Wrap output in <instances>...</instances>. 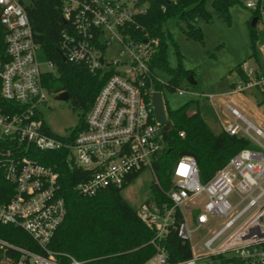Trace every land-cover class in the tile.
<instances>
[{
  "label": "built area",
  "instance_id": "2783aa9c",
  "mask_svg": "<svg viewBox=\"0 0 264 264\" xmlns=\"http://www.w3.org/2000/svg\"><path fill=\"white\" fill-rule=\"evenodd\" d=\"M33 1L0 0V225L23 231L44 254L1 239L0 251L21 254L18 264L24 260L63 264L47 249L65 216L59 194L62 174L56 165L40 164L38 154L61 153L65 164L81 173L75 190L83 197L108 188L122 189L144 170L152 177L148 186L157 185L153 165L166 150L165 131L155 118L151 99L153 93L161 94L156 84L168 88L169 82L162 83L151 66L157 40L137 33L141 27L135 20L145 14V0H51L63 24L58 49L64 62L105 77L83 127L78 129V124L66 137L53 135L39 108L48 96L60 93L49 92L45 86L55 67L41 58L27 13ZM245 7L264 15V0L248 1ZM113 44L121 48L119 59L107 63L103 54ZM241 69L249 82L239 90H264L262 73L257 79L254 70L246 65ZM175 92L207 100L223 132L248 140L254 149L236 153L204 184L194 158L176 161L172 186L164 193L169 206L146 201L136 210L138 219L155 231L150 244L156 253L144 264H171L159 246L170 230L191 249L189 259L173 264H213L226 254L246 264H264V134L230 104L224 110L231 120H223L213 106L214 95L191 89ZM192 206L197 207L193 213ZM214 218L220 224L201 239V248L194 253L195 233ZM62 258L64 264H81L67 255Z\"/></svg>",
  "mask_w": 264,
  "mask_h": 264
},
{
  "label": "trees",
  "instance_id": "16d2710c",
  "mask_svg": "<svg viewBox=\"0 0 264 264\" xmlns=\"http://www.w3.org/2000/svg\"><path fill=\"white\" fill-rule=\"evenodd\" d=\"M148 8L144 15L136 18L141 27L137 31L141 38L146 34L150 39L157 40V46L151 66L166 70L172 76L168 89L175 90L185 82L191 90L195 86L187 83L190 72L179 65L170 69L166 61V48L169 34L166 27L169 23L183 24L185 35L189 39L202 40L198 21L211 23L209 8L216 17L223 21L229 20V9L239 4L240 0H145ZM27 13L40 46L41 58L54 64L53 73L46 78L45 86L49 92L68 94V102L74 108L82 111L83 118L78 129L84 125L85 115L91 108L105 77L91 75L83 66L63 62L58 49V32L63 27L57 5L51 0H35L27 8ZM257 22L249 28L252 49L264 47V30H257L260 21L258 9L253 10L251 21ZM251 24V23H250ZM242 63L235 68V73L245 86L249 79L241 69ZM258 78V77H256ZM234 85L232 86V88ZM156 91L162 86L156 84ZM258 107L264 113V90ZM188 105L175 110H166V122L170 130L164 133L166 150L153 165L157 185L150 186L152 198L148 201L156 206L168 205L164 193L172 186L171 173L177 160L183 157L194 158L198 177L201 183H206L220 170L228 160L244 149H254L246 139L229 136L222 132L213 136L200 118L198 112L188 115ZM179 133L183 137H179ZM46 166L56 165L62 177L59 181L60 197L64 201L65 216L54 236L47 245L48 251L57 255V260L66 263L62 255H67L81 264H144L152 258L156 250L150 244L155 231L142 223L136 211L130 208L121 198L120 193L125 188L105 189L92 197H83L75 190L81 173L69 168L61 153H40L36 159ZM181 220L179 214L176 222ZM0 239L19 248L35 254H44L23 231L0 225ZM159 246L167 255V261L177 263L191 257L188 243L176 238L170 230L159 242ZM217 258V264H246L234 256ZM21 254L11 250L0 251V259H7L10 264H18Z\"/></svg>",
  "mask_w": 264,
  "mask_h": 264
},
{
  "label": "rangeland",
  "instance_id": "374dc122",
  "mask_svg": "<svg viewBox=\"0 0 264 264\" xmlns=\"http://www.w3.org/2000/svg\"><path fill=\"white\" fill-rule=\"evenodd\" d=\"M253 0H240L239 4L229 9V20L223 21L209 8L211 23L198 21L202 33V40L196 41L187 38L183 24L169 23L166 30L169 34L166 48V61L170 69L179 65L190 72L197 85L193 92L204 95H214L213 106L223 120H231V115L224 110L225 104H230L246 121L264 134V113L258 107L262 94L256 87L243 86L235 73L238 64L246 65L254 70L255 76L264 75V47L252 49L249 37V28L253 10L247 9L246 3ZM256 29L264 30V15L260 16ZM121 48L113 44L103 54L107 63L119 59ZM157 77L162 83H168L172 76L166 70L154 68ZM257 78V79H258ZM234 87L232 88V86ZM176 89H190L181 82ZM162 99L166 110L175 111L188 105L187 114L198 112L200 118L213 136L223 132L215 115L213 107L205 99H199L191 94L178 96L175 90L162 86ZM41 117L47 128L55 136L66 137L83 118L82 111L74 108L70 102L55 101L48 96L46 102L39 108ZM152 177L149 171H142L120 193L123 201L133 210H137L146 201L152 198L150 187L146 185ZM192 213L197 210L192 206ZM189 217V214L186 213ZM221 220L214 218L205 229L195 233L192 241L193 252L201 248V239L207 233L214 231ZM232 257L226 254L225 258ZM0 264H10L7 259H0ZM217 264V263H213Z\"/></svg>",
  "mask_w": 264,
  "mask_h": 264
},
{
  "label": "water",
  "instance_id": "95a60500",
  "mask_svg": "<svg viewBox=\"0 0 264 264\" xmlns=\"http://www.w3.org/2000/svg\"><path fill=\"white\" fill-rule=\"evenodd\" d=\"M256 22H257V18H254L251 21V26L253 27ZM62 61L64 62L65 59L62 58ZM100 62L102 63V59H100ZM186 81L189 85L195 86V82L192 76H188ZM53 99L59 102H67L69 97L66 92H62L58 94L57 96L53 97ZM151 100H152V105H153L156 120L163 126V130L165 132H168L170 130V125L166 122L165 110H164L161 94L159 92L153 93ZM146 185L148 186V182H146ZM23 264H29L28 260H24Z\"/></svg>",
  "mask_w": 264,
  "mask_h": 264
},
{
  "label": "snow or ice",
  "instance_id": "6c2138e0",
  "mask_svg": "<svg viewBox=\"0 0 264 264\" xmlns=\"http://www.w3.org/2000/svg\"><path fill=\"white\" fill-rule=\"evenodd\" d=\"M184 167H185V166H184L183 164L180 165V169H181V171H183Z\"/></svg>",
  "mask_w": 264,
  "mask_h": 264
}]
</instances>
